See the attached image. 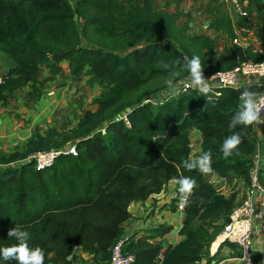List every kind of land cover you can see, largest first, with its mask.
I'll use <instances>...</instances> for the list:
<instances>
[{"label": "trees", "instance_id": "obj_1", "mask_svg": "<svg viewBox=\"0 0 264 264\" xmlns=\"http://www.w3.org/2000/svg\"><path fill=\"white\" fill-rule=\"evenodd\" d=\"M72 1L0 0V52L13 62L1 76L0 107L20 87L31 86L29 98L34 99L41 93L37 85L43 66L58 75L65 61L72 81L88 76L105 84L93 100L97 109L87 110L75 129H36L21 151L0 156V165L9 164L70 143L78 153L61 155L43 169L35 161L0 168V247L16 243L8 236L16 226L30 234V247L44 250V264H73L83 253L96 262L109 261L123 224L132 217L130 205L164 192L171 180L191 177L196 187L183 212L180 234L185 239L163 251L152 238L172 227L161 224L148 235H133L126 251L134 255L132 264H158L161 253L162 264H198L217 235L204 222L226 218L235 204L204 174L184 167L192 159L191 132L203 134L201 152L212 154L213 172L249 183L257 149L253 125L233 129L229 121L242 89L253 88H224L220 96L191 89L159 105L146 102L168 86V79L174 83L188 74L182 67L185 57L200 58L205 50L213 54L215 40L185 34L174 15L159 11L154 0L129 8L119 0ZM219 26L234 36L230 17ZM83 38L96 46L83 45ZM242 54L229 49L216 64L201 63L203 72L231 69ZM250 56L264 60V55ZM176 60L180 65L173 64ZM242 130V143L225 157L220 150L224 139ZM260 175L264 180V164ZM225 244L232 243L221 247ZM0 264L17 262L0 259Z\"/></svg>", "mask_w": 264, "mask_h": 264}, {"label": "built area", "instance_id": "obj_2", "mask_svg": "<svg viewBox=\"0 0 264 264\" xmlns=\"http://www.w3.org/2000/svg\"><path fill=\"white\" fill-rule=\"evenodd\" d=\"M220 1L227 5L231 13L230 17L233 22L232 28L234 36L230 40L243 54L239 57L237 64L233 68L212 73L203 72V76L206 79L209 89L215 92L216 96H220L224 88L240 90L244 87H252L253 89L250 91L255 93L257 102L264 108V60H256L250 56L264 55V48L257 45V41L254 39L255 36L248 25L234 21L235 18L240 21L249 20L251 9L246 3V0ZM188 75L189 73L174 82L172 89H169L167 86L156 95L146 99V102H153L154 105H159L170 97L185 93L191 89H196L190 86L189 81L186 79ZM2 81V77H0V83ZM244 90L242 89V91ZM261 118L264 120V109L261 111ZM253 135L257 141V149L251 157L253 164L249 171V183L246 184V188L240 199L237 201L233 200L235 206L227 214L226 218L218 220L222 224V230L217 234L213 242L214 244L219 240L220 245L224 242L236 244L240 250V262L238 264H264V250L261 252L258 251L255 249L253 243L256 232L264 237V180H262L260 175L261 167L264 164V154L262 152V147L264 146V122L253 124ZM64 154L77 155L75 143L55 147L50 150L37 151L29 155L26 159L14 161L9 164H1L0 168L19 166L22 163L35 161L37 168L43 169L53 166L57 158ZM185 198L186 203H182L181 194L179 191H176L171 198L170 204L174 203L176 210L183 213L188 196ZM132 236L131 233L124 232L116 240L111 248V259L109 261L96 262L89 254V258L82 256L86 254L83 253L74 258L73 264H132L134 255L126 251V247ZM162 258L163 253L159 255L158 263H161ZM206 264L220 263L213 261L207 262Z\"/></svg>", "mask_w": 264, "mask_h": 264}, {"label": "crops", "instance_id": "obj_3", "mask_svg": "<svg viewBox=\"0 0 264 264\" xmlns=\"http://www.w3.org/2000/svg\"><path fill=\"white\" fill-rule=\"evenodd\" d=\"M182 1L183 0H154V4L159 11H166L173 14V10L178 11L180 9L184 10V12H187L190 10V7L188 6L190 4L189 0H185L184 2ZM186 1L188 2L187 5H185ZM246 3L251 9L250 19L246 21H240L239 19L235 18L234 21L248 25L255 36L254 39L257 41V45L264 48V0H262V5L260 7L252 0H246ZM195 19H190L189 22L191 23H188V27L183 29L184 33L189 36L204 34L212 37V33H207L206 31L207 24L203 23L199 25V23H201L200 19H198V17ZM231 23H233L232 20ZM12 66V60L5 53L0 52V77L5 74ZM62 66L64 71V67H68V63L65 61L62 63ZM68 69V73L65 74L70 76V68L68 67ZM63 71L58 75H52L49 73V71H46L47 76L51 75L50 78L48 77V81H50L48 83H54V85L51 84L48 86V83H46L42 97L36 100L37 103L34 104L32 115L29 114L31 116L32 124L30 121L27 122L25 113L26 111L28 112V109L25 107L21 108L20 110L21 112H25V115L21 114L20 117H17L16 115V112L20 111H15V109H12V106H9V103L0 107V156L4 154L8 148H10L8 150L12 149V146L6 145L8 142L5 141H10L14 145L15 143L21 142L22 139H28L29 137L33 136L32 128L39 125L36 123V120H38L37 118L40 116L42 117L43 113H47L48 101L51 99L57 100L60 97V91L64 88V86L57 87V84L55 83L61 79L60 76L62 75ZM53 77H55L54 80ZM21 88L24 87H20L18 90L14 91L13 94L17 96L16 94L21 91ZM37 108L38 110H36ZM52 125L53 124L50 123L39 125V128L41 131H45L49 126ZM14 132L18 133L15 134ZM191 141V157L192 159H195L200 154H202L201 145L203 142V134L199 130L194 129L191 132ZM204 176L215 186L217 190L224 194L227 199L232 201L239 200L246 188V181L243 178L235 177L233 174L229 177L223 178L217 173L211 171L208 174H204ZM166 187L167 188L164 192L152 195L145 201L133 202L129 207L132 217L123 224L124 232H129L132 235H136V237L148 235L151 229H154L161 224L171 226L172 229L170 232L163 236L152 238L153 242L161 243L163 245V251L168 246H175L180 241L185 239V236L180 234V229L183 226L184 213L179 212L180 214H178V212L174 211L173 205L170 204L173 194L179 189V185L175 183V180H171L166 185ZM176 222L179 224V233L172 231L175 227V224H177ZM253 243L255 249L258 251L261 252L264 250V237L261 236L260 233H255ZM205 251L207 253H205ZM205 251L203 259L198 264H206L207 262L213 261H217L220 264H238L240 262V250L239 247L234 243L225 244L221 247L219 241L215 251L211 247H206ZM213 253L214 255H212ZM82 256L87 258L90 257L88 254H83Z\"/></svg>", "mask_w": 264, "mask_h": 264}, {"label": "rangeland", "instance_id": "obj_4", "mask_svg": "<svg viewBox=\"0 0 264 264\" xmlns=\"http://www.w3.org/2000/svg\"><path fill=\"white\" fill-rule=\"evenodd\" d=\"M121 3H123L127 8L132 6L133 4L140 3L141 0H119ZM183 0L182 2H184ZM251 1V0H250ZM260 7L262 5V0H252ZM75 5V1H72ZM170 3V1H169ZM189 7L190 10L187 12H184V10H173V15L175 17V23L178 27L181 29L187 28V24L191 23L189 22L190 19H195L198 17L200 19L201 23L207 24V33H212V38L215 40V51L213 54H210L208 50H205L202 57H200L201 63H206V65L211 66L217 63L220 57L224 56L229 49L234 48L235 46L231 43L230 37L228 36V32L221 28L219 25L222 24L223 20L230 16V11L228 7L223 4L220 0H189ZM188 2H185V5H187ZM79 21V27L82 29L83 27V21L78 19ZM196 21V19H195ZM210 23H209V22ZM182 25V26H181ZM83 45H90V46H96L95 43L90 40L89 38H83ZM68 67H64V71L62 75L60 76L61 79H59L57 84V87L64 86V88L60 91L61 94L59 99H51L48 101V108L47 113H43L42 117L40 116L37 118L36 123L39 125L44 124H53L52 126L57 127L59 130H73L77 127L78 122L80 121V118L87 110H95L97 109V105L93 103V100L98 97L101 92L105 90V84L100 82L99 80L95 81H89L88 76H82L81 81L74 82L70 79V76L68 74ZM48 68L46 66H43L42 72L39 76V83L37 85V88L40 90V94L36 95L34 99H28L29 93L33 91V88L31 86H25L24 88H21V91H19L15 96L13 93L9 95L8 103L9 106H12V109H15V111H20L21 108L28 109V112H16L17 117H20L21 114H26L27 122L31 121L32 115V109H34V104L37 103L36 100L43 95L44 87L46 86V83L50 82L48 81V77L50 78L51 75L47 76ZM46 72V73H45ZM50 73V72H49ZM51 74V73H50ZM55 77H53L54 80ZM54 85V83H48V86ZM36 88V89H37ZM36 90H34L35 92ZM23 98V99H20ZM7 103V104H8ZM6 104V105H7ZM38 110V108L36 109ZM24 114V115H25ZM30 114V115H29ZM38 117V116H37ZM40 121V122H39ZM39 122V123H38ZM38 126H34L32 128L33 130V136L34 131L36 129H39ZM49 126V127H52ZM13 132V131H12ZM15 133V132H14ZM16 132L15 134H17ZM32 136V137H33ZM20 139L21 142L15 143L14 145L10 141L6 145H11L12 149L6 150L4 152L3 157H9L11 154L15 152H19L24 148V145L27 143V141L30 139ZM262 152L264 154V146L262 147ZM20 166V165H19ZM18 167V166H17ZM175 212H178L177 210H174ZM177 223V222H176ZM204 225L209 226L211 231L217 234L222 230V224L220 221H213V222H204ZM179 224H175V227L172 231L179 233ZM217 236V235H216ZM216 238V237H215ZM215 239L211 240L207 247H211ZM217 247V243H214V248ZM205 253H207L205 251ZM86 261V260H85Z\"/></svg>", "mask_w": 264, "mask_h": 264}, {"label": "clouds", "instance_id": "obj_5", "mask_svg": "<svg viewBox=\"0 0 264 264\" xmlns=\"http://www.w3.org/2000/svg\"><path fill=\"white\" fill-rule=\"evenodd\" d=\"M173 64L180 65V61L176 60ZM182 67L189 73L186 79L189 81L190 86L198 89L201 93L207 94L209 92V86L203 76L200 58L198 56H193L191 59L185 57ZM178 74L174 72L173 76ZM166 84L169 89L174 87L171 78L166 81ZM240 101L238 111L229 121V127L236 129L237 125H242L244 129L254 123L260 124L264 122L261 118V111L264 108L257 102L254 92L245 89L241 92ZM242 133L243 130L240 132L236 131L224 139L220 150L225 157L231 155L242 143ZM211 162L212 154L210 152H203L195 159L185 161L184 167L188 170L196 169L202 174H208L212 171ZM175 183L179 185L178 191L181 194L182 203H186L185 197L190 196L196 187L195 179L191 177H180L175 179ZM8 236L14 238L16 243L11 246L0 247V259L4 261L15 260L17 264H44V250L40 247H30L28 243L30 234L27 231L15 226L8 231Z\"/></svg>", "mask_w": 264, "mask_h": 264}, {"label": "bare ground", "instance_id": "obj_6", "mask_svg": "<svg viewBox=\"0 0 264 264\" xmlns=\"http://www.w3.org/2000/svg\"><path fill=\"white\" fill-rule=\"evenodd\" d=\"M215 243H217V246H218V243H219V240L216 241ZM217 247L214 248V244L212 245V249H214V251L216 250Z\"/></svg>", "mask_w": 264, "mask_h": 264}]
</instances>
